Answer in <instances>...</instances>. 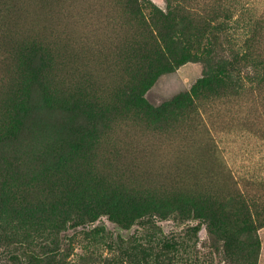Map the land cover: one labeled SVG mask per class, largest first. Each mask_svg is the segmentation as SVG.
<instances>
[{"label": "rangeland", "instance_id": "obj_1", "mask_svg": "<svg viewBox=\"0 0 264 264\" xmlns=\"http://www.w3.org/2000/svg\"><path fill=\"white\" fill-rule=\"evenodd\" d=\"M35 1L19 0L23 5L20 9L33 16L32 20L24 12L30 18H24L29 23L19 21L24 28L16 22L19 18L16 14L21 12L16 0H10V5L0 0V122L12 95L25 97L29 107V111L21 116L15 139L0 150V252L7 247L23 250L29 246L35 253L46 254L38 264H121L119 261L122 264H264V86L238 93L200 95L194 111L184 108L186 113L183 115L169 114L161 118L135 107L132 99L118 92L126 79L121 71L122 64L125 66L122 59L136 27L124 0H75V7L73 0H59L61 4L54 0L58 2L55 6L51 5L53 0H46L47 4L44 0ZM190 1L193 9L207 13L215 0ZM149 2L160 9L166 6V0ZM63 3L68 5L63 7ZM226 3L230 4L233 20H237L234 30L237 34L246 29L245 25L255 20L259 22L261 29L256 45L264 57V0H227ZM30 4L35 12L29 9ZM50 9L52 13H58H53V18L52 13L47 12ZM77 10H80L79 15ZM61 11L64 17L69 12L74 16L62 18L63 23L61 18L58 19L63 16ZM41 13L49 16L44 23L45 16ZM40 15L44 17L41 19ZM8 17L14 21L10 23L12 19ZM34 17L40 19H36V24ZM53 19H58L57 24ZM70 19L78 21L74 23ZM67 21H71V26ZM15 22L19 27H15ZM66 26L68 32L73 30L70 35ZM72 26L80 29L78 31L87 28L84 30L86 35ZM17 28L22 34L15 33ZM61 29L64 30L60 37ZM76 33L81 36L79 39L74 38ZM66 34L71 36L70 39ZM83 36L86 43H91L87 47L82 42L86 40ZM66 38L78 42H68ZM92 41L100 44L95 43L98 47L94 48ZM69 43L73 44L71 48ZM77 43L85 45L77 47ZM75 44L78 52L72 49ZM84 47L88 50L84 51ZM62 55L67 56V60ZM64 60L73 67L65 65ZM203 69L200 61H186L175 70L157 76L143 92V99L158 106L189 90L201 77ZM43 93L47 95L45 102L40 99ZM81 99L106 104V112L98 119L88 117ZM81 135L90 136H84L86 140L79 144ZM136 142L139 147L143 145V150ZM130 143L134 145L133 150ZM145 145L151 149L147 151ZM127 149H130L129 153ZM139 151L143 154H138ZM135 152L139 156L134 155ZM125 154L129 158L134 155L138 160L133 157L126 161ZM145 154H149L148 158ZM150 154L154 156L151 155L152 160ZM60 155H63L62 162L58 161ZM141 155L145 159H140ZM158 162L162 164L158 165ZM145 164L150 170L147 168V171ZM155 167L161 171L157 172ZM79 188H84L92 199L111 190L152 196L148 199L159 202L183 198L188 202L207 204L208 200L217 198L228 213L225 222L229 225L231 221L239 225L250 224L253 233L241 232L239 239L247 241V247L253 243L252 251L236 263L223 253L213 252L206 226L200 225L194 233L192 228L201 223L191 217H155V226L146 230L138 224L125 228L106 214H98L87 227L66 231L71 237V248L63 258L62 223L53 221L57 218L54 214L62 210L53 211L52 203L64 202L65 191ZM70 199L75 202V196ZM231 210L236 211L238 217L231 216ZM80 211L81 207L73 206L71 213ZM96 228H104V237L90 236L88 231ZM52 240L57 241L52 244ZM117 240H122L120 248L116 246ZM242 249L245 250L244 245ZM52 251H55L54 255H50ZM5 260L0 256V264Z\"/></svg>", "mask_w": 264, "mask_h": 264}, {"label": "trees", "instance_id": "obj_2", "mask_svg": "<svg viewBox=\"0 0 264 264\" xmlns=\"http://www.w3.org/2000/svg\"><path fill=\"white\" fill-rule=\"evenodd\" d=\"M226 1L215 0L207 13H201L190 6V0H166L164 9L156 7L149 0H124L136 27L122 59L125 66L122 64L121 71L126 79L118 92L132 99L135 107L164 118L169 114L183 115L186 113L184 108L194 111L196 99L200 95L238 93L247 88L263 87L264 57L258 52L256 45L260 24L255 20L250 25H245L246 29L242 33L237 34L234 31L237 20H233L230 4L227 5ZM241 9L248 10L245 7ZM189 60L200 61L204 65L201 77L189 90L158 106H152L143 99V92L157 76L171 72ZM45 98L47 95L43 93L41 102H45ZM23 99L25 97L15 94L8 99V110L0 122V150L11 139H15L13 137L18 130L21 116L29 111L27 101H22ZM81 104L90 118H100L107 109L106 104L86 102L83 99ZM84 136L90 135H81L79 144L86 140ZM58 161H63V155L58 156ZM71 196H75L74 203ZM150 197L152 196L129 195L122 190H111L97 199H92L84 188L65 191L64 202L52 203L53 211L58 208L62 210L59 214H54L57 218H53V221L62 223L63 258L71 248V237L66 231L87 227L98 214H106L110 220L125 228L138 224L146 230L155 226V217H191L201 223L192 228L194 233L199 230L200 225L206 226L213 252L223 253L228 260L236 263L252 251L253 243L247 247L248 242L239 239L241 232L247 235L253 233L250 224L246 222L247 224L239 225L238 222L231 221L229 225L225 222V215L228 213L219 199L213 198L207 204H198L183 198L170 201L164 199V202H159L160 200L154 201L153 198L148 199ZM73 206L81 207V211L72 214ZM229 214L234 218L238 217L236 211L231 210ZM88 232L93 238H102L105 235L104 228L91 229ZM56 241L51 242L54 244ZM121 241H116L119 248L122 246ZM0 256L6 259L4 264H38L46 254L35 253L29 246H25L23 250L7 247L0 252Z\"/></svg>", "mask_w": 264, "mask_h": 264}, {"label": "bare ground", "instance_id": "obj_3", "mask_svg": "<svg viewBox=\"0 0 264 264\" xmlns=\"http://www.w3.org/2000/svg\"><path fill=\"white\" fill-rule=\"evenodd\" d=\"M5 1H6V2H4L5 4H6V3H9V5H10V0H5ZM8 1H9V2H8ZM30 1H32V0H30ZM34 1H35V0H34ZM36 1H37V0H36ZM36 1H35V2H36ZM44 1H45V3L47 4L46 0H44ZM51 1H52V0H51ZM58 1H59V0H58ZM62 1H63V0H62ZM62 1H59V4H61ZM65 1H66V0H65ZM67 1H69V0H67ZM74 1H75V0H73V2L71 1L72 4H73V6H74ZM18 2H19V0H16L17 8L19 9V11H21L20 14L22 13V15H20L19 13L16 14L19 18H18L17 21H16V20H15V21L18 23L19 21H26L27 18H29V17H30V18L33 17V16H30L29 14H27V13H26V10H25V11H24V10H21L20 8H21L23 5L21 6L20 2H19V3H18ZM28 2H29V1H28ZM41 2H42V0H41ZM52 2H54V3H52ZM52 2H51V5H52V6H55V3H58V2H55L54 0H53ZM75 2H76V1H75ZM86 2H87V1H86ZM25 3H26V4H25ZM25 3H24V4H25V5L27 6V8H28V5H27L28 3H27V1H25ZM29 3H32V2H29ZM38 3H39V0H38ZM38 3H37V5H38ZM77 3H78V1H77ZM77 3H75V5H76ZM80 3H81V2H80ZM32 4H33V3H32ZM32 4H30L29 9L31 8V9L33 10V9H35V8L33 7L34 4H33V5H32ZM41 4H42V3H41ZM41 4H40V5H41ZM43 4H44V2H43ZM59 4H57V5L59 6ZM66 4H67V3H65V4L63 3L62 6H63V5H66ZM72 4H71V7H73ZM91 4H92V3H91ZM7 5H8V4H7ZM9 5H8V6H9ZM14 5H15V4H14ZM57 5H56V6H57ZM67 5H68V4H67ZM81 5H82V4H81ZM81 5H80V6H81ZM89 5H90V4H89ZM5 6H6V5H5ZM8 6H6V8H7ZM31 6H32L33 8H32ZM34 6H36V4H35ZM43 6H44V5H43ZM69 6H70V5H69ZM76 6H77V5H76ZM91 6H92V5H91ZM39 7H40V6H39ZM39 7H37L36 10H37ZM44 7H45V6H44ZM47 7H48V6H47ZM49 7H50V4H49ZM63 7H64V6H63ZM63 7H62V8H63ZM65 7L68 8L67 6H65ZM71 7H69V8H71ZM74 7H75V6H74ZM12 8H13V6H12ZM17 8L15 9V10H16V13H17V10H18ZM53 8H55V7H52V9H53ZM59 8H60V7H59ZM66 8H64V10H65ZM90 8L93 10L92 7H90ZM100 8H101V7H100ZM7 9H8V8H7ZM25 9H26V7H25ZM29 9H28V10H29ZM41 9H43V8L41 7L40 10H41ZM81 9H82V8H81ZM81 9H80V10H81ZM86 9H87V8H86ZM91 9H89V10H91ZM8 10L11 11V8H9ZM32 10H29V11L32 13ZM38 10H39V9H38ZM44 10L46 11V8H44ZM47 10H48V9H47ZM53 10H54V9H53ZM64 10L62 9V11H64ZM68 10H69V9H68ZM71 10H72V9H71ZM73 10H74V8H73ZM73 10H72V11H73ZM80 10H79V11H80ZM10 11H9V13L12 12V11H11V12H10ZM33 11H34V10H33ZM41 11H43V10H41ZM41 11H40V12H41ZM57 11H59L58 7H57ZM57 11H55V12L53 11V13H57ZM62 11H61V13H62ZM74 11H75V10H74ZM79 11L77 10V13H76V14L79 15ZM84 11H86V10H84ZM24 12H25L27 15H29V17H27L26 14H24ZM34 12H35V11H34ZM34 12H33L32 15L36 16ZM43 12H44V11H43ZM47 12H50V13H49L50 15H51V13H52L51 9H50V11H47ZM64 12H65V11H64ZM64 12L62 13V14H63L62 17H58L59 15L57 16L58 19L61 18V20H62V18L64 19L66 16H68L70 13H72V12H69V11H68L69 14H68V12H67L66 14H68V15H66V16L64 17ZM81 12H83V11L81 10ZM89 12H90V11H89ZM91 12H94V11H91ZM12 13H13V12H12ZM14 13H15V12H14ZM37 13H38V11H37ZM44 13H45V12H44ZM44 13H43V14H44ZM53 13H52V16H51L52 18H53V15L55 16V14H53ZM61 13H60V14H61ZM83 13H84V12H83ZM99 13H100V12H99ZM39 14H40V13H38L37 15L39 16ZM41 14H42V13H41ZM43 14H42V15H43ZM57 14H58V13H57ZM62 14H61V15H62ZM81 14H82V13H81ZM84 14H85V13H84ZM12 15H13V14H11V16H12ZM14 15H15V14H14ZM47 15H48V14H47ZM47 15H46V16H47ZM78 15H77V17H79ZM85 15H86V14H85ZM44 16H45V14H44ZM44 16H42V17H44ZM46 16L43 18V20L46 19V18H49V16H47V17H46ZM69 16H74V15L72 14V15H69ZM75 16H76V15H75ZM80 16H81V15H80ZM88 16H89V14H88ZM91 16H92V13H91ZM12 17H13V16H12ZM25 17H27L26 20H24ZM42 17H41V15H40L39 18L42 19ZM82 17H84L83 14H82L81 18H82ZM86 17H87V16H85V18H86ZM8 18H9V17H8ZM10 18H11V17H10ZM10 18H9V20L12 19V21H11L10 23H12V22L14 21L13 18H16V19H17V17H13V18H11V19H10ZM30 18H29V20H30ZM34 18H35V17H34ZM52 18H51V19H52ZM55 18H56V17H55ZM75 18H76V17H75ZM81 18H79V19L76 18V19H78V20L80 21ZM31 19L33 20V18H31ZM36 19H37L38 21L40 20V19H38V17H36V18L34 19V21H36L34 24L37 23V20H36ZM58 19H57V20H58ZM66 19H67V17H66ZM66 19H65V21H66ZM72 19H73V17H72ZM72 19H70V20L73 21ZM86 19H88V18H86ZM47 20H49V19H47ZM57 20L53 19L52 21H55L56 24H57ZM78 20H76V21H78ZM88 20H89V19H88ZM88 20H86V21L89 22ZM27 21H28V20H27ZM34 21H33V22H34ZM45 21H46V20H44L43 23H44ZM52 21H50V22H52ZM68 21H69V20H68ZM68 21H67V22H68ZM71 21H70V22H71ZM76 21L74 20L73 22L75 23ZM83 21H84V19H83ZM83 21H82V22H83ZM16 22L13 23L14 25L16 24L15 27H17V25L20 23V25H22V27L25 28V26H23V24H21V22H19L18 24H17ZM33 22L31 21V23H33ZM47 22H49V21H47ZM47 22H46V23H47ZM58 22H60V21H58ZM62 22L64 23L63 20H62ZM62 22H60V23H58V24H61ZM70 22H68L69 25H70ZM87 22H86V23H87ZM26 23H27V22H26ZM28 23H29V21H28ZM28 23H27V24H28ZM43 23L41 22V24H43ZM46 23H45V24H46ZM53 23H54V22H53ZM53 23H51V24H53ZM63 23H62V24H63ZM65 23H66V22H65ZM27 24H26V26H27ZM39 24H40V23L38 22V25H39ZM84 24H85V21H84ZM29 25H31V24H29ZM32 25H33V24H32ZM46 25H47V24H46ZM53 25H54V24H53ZM65 25H66V24H65ZM65 25H64V26L62 25V26L64 27V29H65ZM75 25H76V24H75ZM33 26H36V25H33ZM33 26H32V27H33ZM47 26H48V25H47ZM55 26H56V25H55ZM55 26H54V27H55ZM58 26H59V25H58ZM67 26H68V24H67ZM67 26H66V31L68 32V30H67ZM70 26H71V25H70ZM76 26H77V25H76ZM80 26H81V25H80ZM83 26H84V25H83ZM13 27H14V26H13ZM15 27H14V28H15ZM18 27H19V25H18ZM20 27H21V26H20ZM40 27H41V26H40ZM44 27H46V26L44 25ZM44 27H42V28H44ZM48 27H50V26H48ZM60 27H61V26H59V28H60ZM63 27H62V28H63ZM68 27H69V26H68ZM72 27H73V26H72ZM72 27H71V28H72ZM81 27H82V26H81ZM51 28H52L51 30L54 31L53 27H51ZM56 28H57V27H56ZM56 28H55V29H56ZM73 28H76V27H73ZM79 28H80V27H79ZM82 28H83V27H82ZM84 28H86V27H84ZM18 29H19V28H17V31H15V33H16V32H18V33L20 32V29H19V31H18ZM28 29H31V28H28ZM64 29H63V30H64ZM86 29H87V28H86ZM86 29H82L83 31H82V30H81V31H78V30H80V29H77V28H76V30H77L78 32H82V33H84V30L86 31ZM15 30H16V28H15ZM26 30H27V27H26ZM45 30H46V28H45ZM61 30H62V29H61ZM61 30H60V32H61ZM63 30H62V33L59 35L60 37H61V35L63 34ZM76 30H75V31H76ZM23 31H24V30H23ZM49 31H50V28H49ZM55 31H56V30H55ZM70 31L72 32L73 30L70 29ZM70 31L68 32V34L70 33ZM54 33H55V32H54ZM74 33H75V32H74ZM82 33H80V34H82ZM19 34H22V32L19 33ZM51 34H52V33H51ZM57 34H58V30H57ZM68 34H66L67 37H69V35H70L71 33H70L69 35H68ZM53 35H54V34H53ZM55 35H56V34H55ZM66 35H64V36H66ZM72 35H73V34H72ZM76 35H77V33H76ZM78 35H79V33H78ZM78 35H77V36L74 35V38H75V37H78L77 39H79L81 36H80V35L78 36ZM82 35H83V34H82ZM84 35H86V34L84 33ZM55 37H56V36H55ZM57 37H58V36H57ZM70 37H71V36H70ZM70 37H69L68 39H70ZM72 37H73V36H72ZM83 37L85 38V36H83ZM86 37H87V39H89V38H88V37H89L88 34H87ZM58 38H59V37H58ZM59 39H60V38H59ZM62 39H63V36H62ZM62 39H61V40H62ZM66 39H67V38H66ZM68 39H67V41H68V42L71 41L72 43H73V41H77V39H76V40L74 39L73 41H72V39H71L70 41H69ZM81 39H82V38H81ZM85 39H86V38H85ZM85 39H83V40H85ZM87 39H86L85 41H82V42H85V43H86V42H87ZM94 39L96 40V38H94ZM61 40H60V41H61ZM90 41H91V39H90ZM96 41H97V40H96ZM77 42H78V41H77ZM92 42H93V41H92ZM66 43H67V42H66ZM79 43H80V42H79ZM89 43H90V42H89ZM89 43H86V45H85V44H82V45H85V46L87 47V44H89ZM93 43L95 44V43H97V42H93ZM93 43H92V44H93ZM98 43H99V42H98ZM98 43H97V44H98ZM67 44H68V43H67ZM67 44L65 45L66 47H67ZM77 44H78V43H77ZM90 44H91V43H90ZM90 44H89V45H90ZM97 44L94 45V48H95L96 46L98 47ZM99 44H100V43H99ZM70 45L73 46V44H70V43H69L68 46L70 47ZM79 45H80V44H78L77 47H82V45H81V46H79ZM89 45H88V46H89ZM62 47H63V44H62ZM69 47L67 48V49H68V53H67V54L70 53V52H69V49H70L71 47H70V48H69ZM90 47H92V45L89 46L88 48H90ZM73 48H75V50L78 52V50H77V48H76V44H75V47H72V49H73ZM88 48H86V49L88 50ZM92 48H93V47H92ZM94 48H93V49H94ZM67 49H66V50H67ZM83 49H85V47H84ZM86 49H85L84 51H87ZM90 49H91V48H90ZM75 50H74V52H75ZM81 51L83 52V50H81ZM81 51L79 50V52H81ZM92 51H93V50H92ZM94 51L96 52V51H97V48H96V50H94ZM66 52H67V51H65V54H66ZM71 52H72V51H71ZM74 52H72V53L74 54ZM88 52H89V51H88ZM88 52H86L87 55H88ZM95 52H94V53H95ZM86 53H85V54H86ZM96 53H97V52H96ZM62 54H63V53H62ZM82 54H83V53H82ZM90 54H91V53H90ZM90 54H89V55H90ZM80 55H81V54L79 53V56H80ZM70 56H71V55H69V57H70ZM76 56H77V54H76ZM79 56L77 57L78 60H80ZM90 56H91V55H90ZM92 56H93V54H92ZM62 57H63V55H62ZM64 57H65V58H64ZM64 57H63V58H64L65 60H67V59H66L67 56H64ZM71 57H72V56H71ZM71 57H70V58H71ZM73 57H74V56H73ZM80 57H82V56H80ZM83 57H84V56H83ZM88 57H89V56H88ZM75 58H76V57H75ZM85 58H87L86 55H85ZM82 59H84V58H82ZM65 60H64V63L66 62ZM68 60L71 62L70 59H68ZM73 60H75V59L73 58ZM85 60H86V59H85ZM85 60H84V61L82 60V61L85 62ZM62 61H63V59H62ZM69 61H68L67 63H65V65H67V64L69 63ZM80 61H81V60H80ZM74 62H75V61H74ZM71 63H73V61H72ZM71 63L68 64V65L70 66ZM76 63H77V59H76ZM78 63H79V62H78ZM80 63H81V62H80ZM83 64H84V63H83ZM74 65H75V63H74ZM61 66H62V68H63V65H61ZM57 67H59V66L57 65ZM70 67H73V65H71ZM59 68H61V67H59ZM65 68H66V67H65ZM67 68H68V66H67ZM67 68H66V69H67ZM91 68H92V67H91ZM94 68H95V67H94ZM61 70H62V69H61ZM90 70H91V69H90ZM91 71H92V73L94 74L93 70H91ZM91 71H90V72H91ZM96 71H97V69H96ZM97 72H98V71H97ZM93 74H92V75H93ZM94 76H95V74H94ZM131 142L133 143V141H131ZM136 143H137V142H136ZM130 144H131V143H130ZM133 144H134V143H133ZM133 144H131L132 147H130V148H132V150H133V146H134ZM131 145H128V146H131ZM135 145H136V144H135ZM139 145H140V144H139ZM139 145H138V143H137V146H138V147H139ZM141 145H142V144H141ZM128 146H127V147H128ZM142 146H143V145H142ZM142 146H140V147L142 148ZM138 147H135V148H138ZM140 147H139V148H140ZM144 147L147 149V146H146V145H145ZM135 148H134V149H135ZM141 148H140V149H141ZM148 149H151V147H150V148L148 147ZM148 149H147V151H148ZM127 150H128V149H127ZM129 150H130V149H129ZM129 150H128V153H129ZM142 150H143V148H142ZM144 150H145V149H144ZM134 151H135V150H134ZM134 151H133V152H134ZM136 151H137V150H136ZM140 151H141V150H140ZM140 151H139V152H140ZM153 151H154V149H153ZM153 151H150V153H153ZM131 152H132V151H131ZM133 152H132V153H133ZM154 152H155V151H154ZM135 153H136V152H135ZM135 153H134V155L139 156V155H137V153H136V154H135ZM144 153H145V151H144ZM146 153H147V152H146ZM138 154H143V151H142V153L140 152V153H138ZM157 154H158V153H157ZM129 155H130V154H129ZM134 155H133V156L130 155V156H131L130 158L133 159V157H134L135 159H133V160H138V159H136V158H138V157H135ZM147 155L149 156V154H147ZM147 155L145 154L146 157H147ZM151 155L153 156V154H150V157H151V160H152V156H151ZM155 155H156V153H155ZM125 156H126V154H125ZM125 156H124V157H125ZM127 156H128V154H127ZM127 156H126V158H128V159L125 158L126 161L130 159V158L127 157ZM145 156L141 155L140 159H142V157H143V159H145V158H144ZM153 157H154V156H153ZM147 158H148V157H147ZM156 158H157V157H156ZM158 158H159V159H160V158L162 159V157H159V156H158ZM140 159H139V160H140ZM153 159H155V158H153ZM159 159H157V160H159ZM133 160H132V161H133ZM147 160H148V159H147ZM149 160H150V159H149ZM149 160H148V161H149ZM151 160H150V161H151ZM129 161H131V160H129ZM129 161H128V162H129ZM144 161H145V163H146V160H144ZM142 162H143V161H142ZM152 162H153V161H151L150 164H152ZM160 162H162V161L160 160ZM160 162H158V165H159ZM163 162H164V161H163ZM153 164H154V162H153ZM160 164H162V163H160ZM145 165H146V164H145ZM145 165H144V166H145ZM147 165H148V164H147ZM147 165H146V169L149 167V166L147 167ZM156 165H157V164H156V161H155V166H156ZM151 166H152V165H151ZM163 166L166 167L165 165H163ZM160 167H161L162 169H164L162 166H160ZM129 168H130V166H129ZM151 168H153V167H151ZM156 168H157V167H155V169H156ZM158 168H159V167H158ZM148 169H149V168H148ZM148 169H147V171H148ZM153 169H154V168H153ZM153 169H152V172L155 173V172H154L155 170L153 171ZM149 170H150V169H149ZM157 170H159V169H156V171H157ZM147 171H146V173H147ZM159 171H161V170H159ZM162 171H163V170H162ZM142 172L144 173L145 171H142ZM150 172H151V171H150ZM152 172H151V174H152ZM157 172H158V171H157ZM129 173H131V172H129ZM129 173H128V174H129ZM161 173H162V172H161ZM131 174H132V173H131ZM131 174H130V175H131ZM144 174H145V173H144ZM147 174H148V173H147ZM151 174H150L149 176H151ZM155 174L157 175V173H155ZM158 174H159V173H158ZM131 176H133V175H131ZM134 176H135V175H134ZM152 176H153V175H152ZM157 176H158V175H157ZM135 177H139V175H138V176H135Z\"/></svg>", "mask_w": 264, "mask_h": 264}]
</instances>
